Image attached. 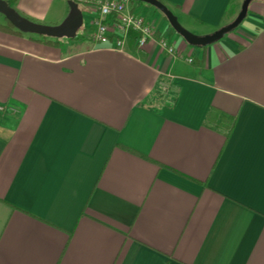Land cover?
Segmentation results:
<instances>
[{
  "label": "crops",
  "instance_id": "1",
  "mask_svg": "<svg viewBox=\"0 0 264 264\" xmlns=\"http://www.w3.org/2000/svg\"><path fill=\"white\" fill-rule=\"evenodd\" d=\"M161 1L199 35L243 2ZM130 7L155 26L144 46L0 29V264H264V0L206 46ZM16 9L59 25L71 5Z\"/></svg>",
  "mask_w": 264,
  "mask_h": 264
},
{
  "label": "water",
  "instance_id": "2",
  "mask_svg": "<svg viewBox=\"0 0 264 264\" xmlns=\"http://www.w3.org/2000/svg\"><path fill=\"white\" fill-rule=\"evenodd\" d=\"M153 5L162 11L168 18L172 27L181 34L191 45L206 46L224 37L225 34L237 28L246 18L249 6L253 0H243L238 15L230 23L220 27L212 33L203 35L196 34L186 28L178 19V16L161 0H140ZM71 12L59 25H46L33 21L11 6L7 0H0V13H2L17 29L23 32L46 35L53 38L74 39L81 27H83L84 16L81 8L75 0H69Z\"/></svg>",
  "mask_w": 264,
  "mask_h": 264
},
{
  "label": "built area",
  "instance_id": "3",
  "mask_svg": "<svg viewBox=\"0 0 264 264\" xmlns=\"http://www.w3.org/2000/svg\"><path fill=\"white\" fill-rule=\"evenodd\" d=\"M79 1H93L97 5L98 13L93 22L96 27L93 40L106 48L122 50L132 30L138 31L140 34L137 40L139 46H144L149 39L156 38V29L150 18L132 11L130 7L132 0ZM159 45L169 53H176V49L166 38L159 39ZM191 60L192 58H190ZM3 110L5 107L0 105V111Z\"/></svg>",
  "mask_w": 264,
  "mask_h": 264
},
{
  "label": "trees",
  "instance_id": "4",
  "mask_svg": "<svg viewBox=\"0 0 264 264\" xmlns=\"http://www.w3.org/2000/svg\"><path fill=\"white\" fill-rule=\"evenodd\" d=\"M7 1L9 2V4L11 6H13L14 8H16L17 0H7ZM75 1L77 3H79V0H75ZM239 1L240 0H232V3L230 5V8L228 9V12L230 10H232L233 7L235 6V4L237 2H239ZM132 2H136V3H146V2H143V1H140V0H132ZM146 4L151 5L149 3H146ZM156 9H158V8H156ZM0 29L6 30V31H9V32L22 33V31H20L19 29H17L5 16H4V21L3 22L0 21ZM95 30H96V27L95 26H92V25L91 26H84L83 27V32L82 33H78L77 36L74 39H76V40H82V39H88L90 37H93ZM35 35L37 37L41 38V39H45L46 41H52V42L59 41V38H52V37H49V36H46V35H39V34H35ZM139 36H140V34H139L138 31H133L132 30L131 31V34H130L129 41L132 42V44H135L136 41L138 40ZM112 39H113V37H112ZM217 116H218L217 111H215L214 109H212L208 113L207 120L208 121L215 120V119H217Z\"/></svg>",
  "mask_w": 264,
  "mask_h": 264
},
{
  "label": "rangeland",
  "instance_id": "5",
  "mask_svg": "<svg viewBox=\"0 0 264 264\" xmlns=\"http://www.w3.org/2000/svg\"><path fill=\"white\" fill-rule=\"evenodd\" d=\"M0 20H4V15L2 13H0ZM87 21H88V16L86 14L85 15V24H86ZM85 24L83 25V27L85 26ZM83 27H81L79 29V32L78 33H82L83 32ZM63 39H65L66 41H71L72 40L71 38H67V37H64Z\"/></svg>",
  "mask_w": 264,
  "mask_h": 264
}]
</instances>
